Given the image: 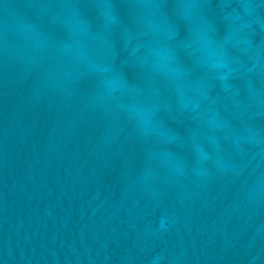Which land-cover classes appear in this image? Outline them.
<instances>
[{"label":"water","instance_id":"95a60500","mask_svg":"<svg viewBox=\"0 0 264 264\" xmlns=\"http://www.w3.org/2000/svg\"><path fill=\"white\" fill-rule=\"evenodd\" d=\"M0 264H264V0H0Z\"/></svg>","mask_w":264,"mask_h":264}]
</instances>
